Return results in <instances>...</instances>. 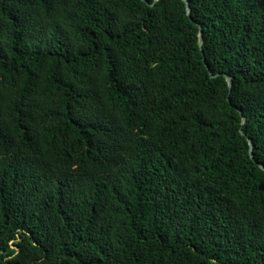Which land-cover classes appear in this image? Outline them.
Listing matches in <instances>:
<instances>
[{
    "label": "trees",
    "instance_id": "obj_1",
    "mask_svg": "<svg viewBox=\"0 0 264 264\" xmlns=\"http://www.w3.org/2000/svg\"><path fill=\"white\" fill-rule=\"evenodd\" d=\"M188 2L0 0V264H264V0Z\"/></svg>",
    "mask_w": 264,
    "mask_h": 264
},
{
    "label": "water",
    "instance_id": "obj_2",
    "mask_svg": "<svg viewBox=\"0 0 264 264\" xmlns=\"http://www.w3.org/2000/svg\"><path fill=\"white\" fill-rule=\"evenodd\" d=\"M183 1H184L185 5H186L187 14H188V16H190V6H189V2H188V0H183ZM203 42H204V40H203V31L201 30L200 31V35H199V46H200V49L201 50H202ZM225 77H226V80H227L228 85L231 87V85H232L231 78L229 76H226V75H225ZM246 138L248 140V143H249V146H250V150H252V141L248 137H246Z\"/></svg>",
    "mask_w": 264,
    "mask_h": 264
}]
</instances>
